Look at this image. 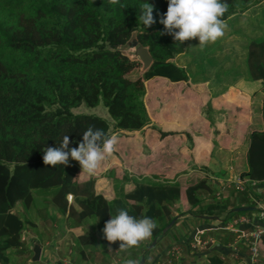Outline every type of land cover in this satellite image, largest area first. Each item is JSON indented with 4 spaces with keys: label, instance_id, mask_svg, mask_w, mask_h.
Here are the masks:
<instances>
[{
    "label": "trees",
    "instance_id": "1",
    "mask_svg": "<svg viewBox=\"0 0 264 264\" xmlns=\"http://www.w3.org/2000/svg\"><path fill=\"white\" fill-rule=\"evenodd\" d=\"M251 1L226 0L224 18L246 9ZM146 2L154 5L156 23L150 27L139 20L140 5ZM120 4L124 7L111 5L108 0H0V264H16L11 261L14 253L31 252L24 248L21 235L23 229L37 227V215L42 210L35 205L33 189L43 196L60 192L61 198L68 191L73 193L80 208L71 202L61 209L78 220L105 203L111 216L125 209L137 218L150 217L157 223L152 235L156 240L173 218L166 217L158 197L177 198V180L141 177L131 189L120 188L115 197L107 199L95 189V177L84 182L73 179L80 167L77 161L70 158L69 166L56 167L43 163V150L59 147L66 135L69 147H77L90 127L109 136L105 117L73 112L72 107L102 103L115 128L138 130L150 122L143 99L144 80L152 76L188 79L185 68L175 61L187 41H175L159 22L168 0H120ZM133 30L153 56L143 73L138 72L139 62L110 48L125 42ZM246 64L249 75L261 80L252 106V127L247 144L233 155L231 168L228 161L221 160H216V166L218 170L224 168L227 175L233 169L236 174L264 181V37L248 42ZM201 189L211 190L206 177L194 172L186 182L185 193L188 203L198 207H191L189 213L220 217L226 212L224 220L243 212L234 210L238 205L228 206L222 200L199 205ZM17 204L20 208L15 209ZM249 204L252 202L242 205ZM107 221L100 227L103 242L107 240L103 233ZM76 233L81 241L89 237L83 231ZM142 257L144 253L138 260Z\"/></svg>",
    "mask_w": 264,
    "mask_h": 264
},
{
    "label": "crops",
    "instance_id": "2",
    "mask_svg": "<svg viewBox=\"0 0 264 264\" xmlns=\"http://www.w3.org/2000/svg\"><path fill=\"white\" fill-rule=\"evenodd\" d=\"M222 79L223 78L220 77L218 81L222 82L224 87L219 90H217L219 88L217 86H206L207 90L204 92L205 99L201 102L199 112L195 114V117H192V119L196 121L202 118L213 120L214 114L222 113L221 111H225L223 109H226L225 113L229 116L233 114L235 117H238V112L233 111V109L240 110L241 107L242 109L248 108L250 115L248 121H245V128L243 126L242 129L240 124L242 133L240 138L236 139L235 133L228 129L229 134H227V137L220 136L215 144L211 139L207 138V142L205 141V145H203V143H200L197 134V142L193 140L192 146L189 145L184 149L182 144L185 135H183L182 131L184 130H174L173 127L171 128L172 125H170L167 117L163 113L159 117L157 115L151 116L152 113L149 111L146 96L150 92H155V96L161 99L165 94V88L162 87L165 81L184 82L187 81V79L172 81L163 76H152L144 80L145 94L143 99L150 117L149 124L138 130H115V132L125 133L122 134V139H124L122 145H125L124 154L129 157L128 162H130V164L123 165L122 167L115 166V183L113 177L102 173L104 171L94 176H89L79 167L77 172V174H81V177L77 178L79 182H84L90 177H95V189L102 192L107 199L115 197L116 191L120 188L126 191L131 189L135 179L141 177L170 182L177 180L180 183L178 186L179 196L177 198L174 200H167L158 197L166 217L168 219L176 217L172 226L165 233V238L160 240L163 243L157 245L159 240L154 242L155 239L151 237L149 240L141 243L139 248L121 251L119 249V241L115 243H111L107 240L102 242L100 239V227L105 220L111 219V215L108 212V205L105 203L104 206L95 213L82 220H78L73 215L68 214L67 211H62L61 207L68 202L66 197L61 198L59 192L55 196H42L43 199L40 204L35 200L36 207L42 208L39 215H37L36 224L38 232L31 236L28 234V230H26L31 227L22 230V233L26 236L24 248L27 250L31 249L30 255H32V245L34 242L29 240L30 237L38 239L37 241L42 247L40 259L38 261H32L30 257L32 263L42 264L46 261L47 263L49 262V264H124L126 259L131 258L138 260L144 253L145 257H142L144 259L143 264H149V260L150 264H155L157 260L164 257V250L168 243L173 241L181 242L184 238L190 240L192 237L199 236L201 238H213L214 241L209 242L206 247L196 248H190L186 243H183V245H181L183 246V248H181V257L177 260L176 264H247L249 259L248 250L243 245L242 247L235 245L234 239L236 233L224 227V222L222 220L223 215L217 217L210 214H203L208 215L203 217L201 216L202 214L195 215L189 213L188 210L191 207L197 208L198 206H191L186 199L185 193L186 182L193 177L194 172L198 173L201 177H206V183L210 186L211 190H199V205H204L209 199V194L215 189L209 180L210 176L212 174L221 175L226 171L224 168L218 170L219 168L216 166V160L224 162L227 156L228 165L231 168L233 155L238 149L247 144V134L252 127V106L256 94L260 91L261 85L257 89H253L252 92H256L255 94H248L250 92L243 88L242 91L247 93L242 94L237 92L233 97L232 86L235 84L224 83ZM226 93V97L221 100L222 102H219L217 99L222 94L225 95ZM233 98L236 100L232 102ZM193 100L196 101V103L198 102L196 99ZM222 106L224 107L223 109L221 108ZM192 107L195 108L194 102L192 103ZM203 107H207L209 109L208 111H211L208 117L203 114ZM130 132L131 134L126 135ZM134 144L138 146L139 153L132 156L131 153L133 148H136L133 147ZM140 148H142V152ZM123 168L133 170L134 174L130 172H122L123 174L119 173V170L122 171ZM231 171H233V175L236 174L233 169H229V174H224L225 178L231 179L233 177V175H230ZM72 186L75 187L74 185ZM249 187L248 189L242 190V192L246 193V198L244 197V200L253 202L251 197L254 195L258 199L264 201V181H257L255 185L249 184ZM231 188L234 189L233 185L226 189L224 194L219 196L218 199L211 197L209 200L226 201L228 206L233 204L234 202L231 198H234V192ZM160 192L158 191L159 194ZM246 202H237L234 204L242 205L246 204ZM179 204L184 206L179 208L177 207ZM72 205L76 209L80 208L74 200ZM239 213H246L253 219L252 222L247 225V228L259 223L254 219L257 213L255 208L253 211H243ZM39 227L41 229H39ZM33 228L35 229V227ZM76 231L85 232L86 235L89 236L88 239L81 241L77 237ZM45 232L47 233L44 234ZM43 237H48V239H43ZM165 239H167V241L164 243L163 240ZM149 243L150 245L148 247ZM259 264H264V255Z\"/></svg>",
    "mask_w": 264,
    "mask_h": 264
},
{
    "label": "rangeland",
    "instance_id": "3",
    "mask_svg": "<svg viewBox=\"0 0 264 264\" xmlns=\"http://www.w3.org/2000/svg\"><path fill=\"white\" fill-rule=\"evenodd\" d=\"M224 19L227 21L229 27L226 30L225 36L223 38L218 39L215 43L208 44L203 50H201L198 45L199 44L198 38L189 40L187 41V46L185 50L182 53L175 56V61L179 65L183 66L188 73L187 81L184 82L165 81L164 85H162V87L165 88V94L161 99L160 97L158 98L155 96L154 94L155 92L154 93L150 92L146 96V102L149 111L152 113L151 116L157 115L159 117L163 113L167 117V120L170 123V125H172L171 128L173 127L174 130H184L182 131L183 135L185 134L184 139L182 140L184 149L187 148V146L189 145L192 146L191 144L193 140H195L194 142H197L196 140L197 134H198V138L200 139V143H203V145H205V141L207 142L206 140L207 138L211 139L212 142L215 144L220 136L227 137V134H229L228 129H230L233 133H235L236 139H238L242 135L240 124L243 129V126L245 128V121H248L250 115L248 108L242 109L241 107L240 110L233 109V111H236L239 114L238 117H235L233 114L231 116L226 114L225 113L226 109H223L224 108L223 106L221 108L225 111H221L222 113H217V114L215 113L213 119L214 121L208 118H202L199 121L192 119V117H195V114L199 112L201 102L204 101L205 99L204 92L207 90L206 88L207 85L219 87L217 90L223 88L224 86L222 85V82L218 81V79L221 77L223 78L222 81L224 83L235 84L232 86L233 97L237 92H240L242 94L247 93L245 91H242L243 88L247 89L248 92H250L248 94L251 95L255 94L256 92H252L253 89H257L261 85L260 79L252 78L249 75V71L246 64V52H247V44L251 39H260L264 37V0H252L248 4L246 9L237 11ZM140 68H141V64L138 63L139 73H141ZM241 84H245V85H241ZM226 95L227 93L225 95L222 94L217 100L220 102L222 99L226 97ZM193 99L198 100V102L196 103V101H194ZM235 100L236 99L233 98L232 102ZM193 102L195 104V108L192 107ZM71 110L73 112L94 113L108 119L109 136L116 135L118 137L119 142L117 144V150L113 153L112 156L108 157L102 163L101 168L98 170L97 173L104 171L102 173H104L107 176L113 177L115 183V166L122 167L123 165L130 164V162H128L129 157L125 156L124 154L125 145L124 146L122 145L124 143V139H122V134L125 133L115 132L117 128L114 127L112 122V117L108 113L107 108L102 103H99L96 106H86L85 104L81 103L75 107H72ZM202 110H203V114L206 117H208L209 112L211 111H208L209 109L207 107H203ZM129 134H131V132L127 133L126 135ZM192 135L194 136V138ZM133 147L136 148H133V151L131 153L132 156L139 153L138 146L134 144ZM140 151L142 152V148H140ZM225 161H228L227 156ZM129 170L130 169L128 168H123L122 171L119 170L120 171L119 173L130 172L134 174L133 170L130 171ZM80 177L81 174L76 173L73 179L77 180V178ZM219 177L221 179V182L225 180L224 173H222ZM66 186L68 185H65L64 187ZM33 190H34L35 200L37 201V203L40 204L43 199L42 197L43 195L37 192L38 189H33ZM64 190H67V188H64ZM231 190L234 192V198H231V200L234 203L247 201L244 200L246 198L245 192L233 188H231ZM67 193L64 195V198L65 197L67 198ZM48 197H50V195ZM211 197L212 194L210 193L208 198L210 199ZM67 202L68 205L71 202H73V199L71 201L67 199ZM182 206L184 205L179 204L177 207L182 208ZM18 208H20L19 204L15 206V209ZM244 211H253V210H244ZM224 213H222L223 217L225 216ZM39 229L41 228L39 227ZM26 230H28V234L31 236H33V234H36V232H38L37 227L35 229L31 227L30 229H26ZM166 232L164 233L162 232L163 235L159 239L157 245L163 243L160 240L162 238H165ZM46 233L47 232H45L44 234ZM45 238L48 239V237H43V239ZM185 240L187 239L184 238V240H182L181 242L180 241L170 242L166 245V247H169L175 243L181 246L183 245V243H185ZM163 241L165 243L167 239ZM149 245L150 243L148 244V247ZM186 245L188 246V244ZM181 248H183V246H181ZM263 249H264V245H263ZM30 253H31L30 251H27L24 254L14 253L12 255L11 261L12 263H16V264L17 262L21 264L23 263L34 264L30 260ZM180 257L177 258V260H179ZM42 264H49V262L47 263L45 261Z\"/></svg>",
    "mask_w": 264,
    "mask_h": 264
},
{
    "label": "clouds",
    "instance_id": "4",
    "mask_svg": "<svg viewBox=\"0 0 264 264\" xmlns=\"http://www.w3.org/2000/svg\"><path fill=\"white\" fill-rule=\"evenodd\" d=\"M108 2L124 7L120 0ZM140 8L139 20L145 27L156 23L153 4L146 2L140 5ZM227 11L226 0H168L167 11L159 22L175 41L182 44L198 38V45L203 50L208 44L215 43L225 36L229 27L224 19ZM118 142L116 135L106 136L103 130L90 127L83 132L82 141L77 147H69L71 142L66 135L59 147H47L43 150V163L51 167L69 166L71 158L77 161L89 176H94L102 163L117 150ZM68 199L71 201L73 197L69 195ZM156 228L157 223L152 218L147 216L137 218L129 215L127 210L119 209L118 214L105 223L103 233L107 241L111 243L119 241V249L128 251L139 248L141 243L149 240ZM124 264H140V261L129 258Z\"/></svg>",
    "mask_w": 264,
    "mask_h": 264
},
{
    "label": "built area",
    "instance_id": "5",
    "mask_svg": "<svg viewBox=\"0 0 264 264\" xmlns=\"http://www.w3.org/2000/svg\"><path fill=\"white\" fill-rule=\"evenodd\" d=\"M220 175L212 174L210 176L211 184L215 187L212 191V197L219 198L222 196L226 189L234 187L236 190H245L248 189L249 184L255 185L258 180L249 179L248 177L242 176L240 174H235L231 179L225 178L223 182L219 177ZM73 193H67V199ZM253 202L252 205L255 206L257 213L254 217L258 224L247 228L252 222V218L246 213H238L228 216L223 220L224 227L228 230L234 231L236 233L234 243L237 246H245L248 250L249 259L247 264H259L260 260L264 255L263 243L264 240L262 235L264 234V201L258 199L256 196L251 197ZM69 200V199H68ZM22 240H26V236L22 233ZM213 238H201L199 236L192 237L190 240H186L185 243L188 244L190 248L196 247H206L209 242H213ZM165 254V255H164ZM164 257L155 262V264H176L177 258L181 254V246L177 243L166 247L164 250Z\"/></svg>",
    "mask_w": 264,
    "mask_h": 264
},
{
    "label": "water",
    "instance_id": "6",
    "mask_svg": "<svg viewBox=\"0 0 264 264\" xmlns=\"http://www.w3.org/2000/svg\"><path fill=\"white\" fill-rule=\"evenodd\" d=\"M111 49L119 50L122 54L126 55L130 60L137 61L141 64L140 72L143 73L145 70L149 68V66L153 62V56L149 50L148 45L142 44L138 37L137 31L133 30L129 36V38L123 42L119 43L115 47H110ZM230 175H233V171H231ZM255 206L253 205H238L234 208L235 211H244V210H253ZM201 216H208V215H201ZM176 217H173L162 229V232H166L167 229L174 223ZM156 239L154 240V242ZM41 244L36 240L33 242L32 245V261H38L41 255ZM144 259L140 260V264H143Z\"/></svg>",
    "mask_w": 264,
    "mask_h": 264
}]
</instances>
